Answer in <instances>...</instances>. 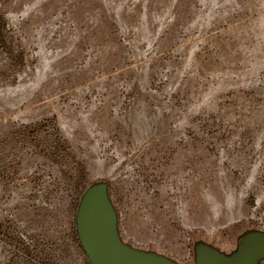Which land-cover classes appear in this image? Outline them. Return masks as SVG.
Segmentation results:
<instances>
[{
    "label": "rangeland",
    "instance_id": "rangeland-1",
    "mask_svg": "<svg viewBox=\"0 0 264 264\" xmlns=\"http://www.w3.org/2000/svg\"><path fill=\"white\" fill-rule=\"evenodd\" d=\"M95 191L138 258L264 238V0H0V264H91Z\"/></svg>",
    "mask_w": 264,
    "mask_h": 264
},
{
    "label": "water",
    "instance_id": "water-1",
    "mask_svg": "<svg viewBox=\"0 0 264 264\" xmlns=\"http://www.w3.org/2000/svg\"><path fill=\"white\" fill-rule=\"evenodd\" d=\"M79 232L91 264H164L149 258H138L121 249L112 237V215L100 192L88 194L79 217ZM264 238L255 241L239 264H253ZM204 264H226L207 261Z\"/></svg>",
    "mask_w": 264,
    "mask_h": 264
}]
</instances>
